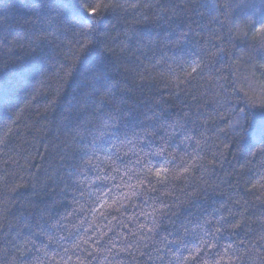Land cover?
<instances>
[{"label":"trees","instance_id":"16d2710c","mask_svg":"<svg viewBox=\"0 0 264 264\" xmlns=\"http://www.w3.org/2000/svg\"><path fill=\"white\" fill-rule=\"evenodd\" d=\"M261 25L264 0H0V264H264ZM104 123L118 172L83 163Z\"/></svg>","mask_w":264,"mask_h":264},{"label":"snow or ice","instance_id":"6c2138e0","mask_svg":"<svg viewBox=\"0 0 264 264\" xmlns=\"http://www.w3.org/2000/svg\"><path fill=\"white\" fill-rule=\"evenodd\" d=\"M84 10L86 11L88 16H97L100 14V10L102 8V2L96 4L95 6H92L90 4H85L83 5ZM90 29V25L88 26ZM257 32H261L264 33V25H261L258 29ZM83 35V32L81 33ZM196 69L193 68V72H195ZM242 111V110H241ZM149 134L154 135L155 134V130H152ZM116 133L111 132L110 130H108V125L107 123H104L103 125L99 126L96 128L95 133H94V140H93V148L90 150V155L86 154V156L88 157L86 160H83V163L85 165H89L92 167H96L98 168L100 173H104L105 172V168L102 167L101 165H107L108 168L111 169L112 172H118L119 166L116 165L115 160L119 159V152H120V148H118L115 144L112 143V140L109 141L108 138L115 136ZM126 135V134H125ZM129 143H131V141H129ZM111 145V146H109ZM163 153V146H161V151L158 154H162ZM94 161H100L99 164H95ZM166 171L165 168H160L158 171H156L154 173L155 177L157 179H160L162 177V173H164ZM185 171H187V169H185ZM110 175V173H109ZM107 177L105 176H100L99 179L101 181H103L104 179H106ZM141 184H143V181L140 182ZM128 187H135L132 185H128ZM255 187V185L253 186ZM101 191H103V189H101ZM109 191H111V189H109ZM125 196V198H127V193L123 194ZM108 196V192H104L102 197H98V200H101L102 202L100 203L99 208H96L95 211L96 212H100L101 215H104L103 212H101V209H103L105 207V205L107 204V200L104 199V197ZM114 203H119V200H114ZM112 205H108V207H111ZM119 210V209H117ZM141 227H143V225H141ZM149 232L153 231V228H148ZM61 239H63V237H61ZM166 239V238H165ZM51 242V240H50ZM177 241H169V243H176ZM180 243H182V241H179ZM97 243H99V241H97ZM205 244H207V241H204ZM75 248H79L80 245L76 244L74 246ZM68 251H74V249H65V253H67ZM96 252V249H93V251L88 252V256L93 257V259H95V255L94 253ZM75 254V253H74ZM23 255H25V253H21V256L23 257ZM56 255L60 256L59 253H57ZM199 255V252L197 253V256ZM225 255H226V251H225ZM219 256L220 258L217 259L216 257ZM193 259H195L196 257H192ZM84 259L85 258H81L79 255H77L76 257V261L74 262V264H84ZM223 259V255H221L220 253H216L214 254L211 258L209 259H205L203 261V264H221V260ZM72 260L71 256H67V258L65 259L64 256H60V259L56 261V264H69V261ZM20 264H31L30 261H26V260H21ZM89 264H91V262L89 261Z\"/></svg>","mask_w":264,"mask_h":264}]
</instances>
